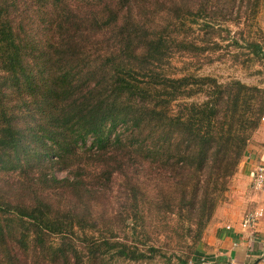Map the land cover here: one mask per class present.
Masks as SVG:
<instances>
[{"label": "trees", "instance_id": "obj_1", "mask_svg": "<svg viewBox=\"0 0 264 264\" xmlns=\"http://www.w3.org/2000/svg\"><path fill=\"white\" fill-rule=\"evenodd\" d=\"M263 7L0 0V264L199 261L264 117V86L200 70L264 62Z\"/></svg>", "mask_w": 264, "mask_h": 264}, {"label": "crops", "instance_id": "obj_2", "mask_svg": "<svg viewBox=\"0 0 264 264\" xmlns=\"http://www.w3.org/2000/svg\"><path fill=\"white\" fill-rule=\"evenodd\" d=\"M259 164H264V121L198 246L200 260L193 264H264V216L255 229L242 226L247 212L264 208V193L253 186Z\"/></svg>", "mask_w": 264, "mask_h": 264}, {"label": "rangeland", "instance_id": "obj_3", "mask_svg": "<svg viewBox=\"0 0 264 264\" xmlns=\"http://www.w3.org/2000/svg\"><path fill=\"white\" fill-rule=\"evenodd\" d=\"M260 23L264 32V7L259 16ZM232 35L240 31L236 26L233 27ZM226 43V42H225ZM231 50L234 48L230 47ZM227 48H223V54H227ZM251 64V68L246 69L243 64L239 63L235 58H230L226 56L222 60H217L214 64L205 65L200 72L204 74H213L221 79H227L229 77H237L245 81L246 83L253 85L264 86V62L255 61L253 63L249 62L247 65ZM264 120L262 119V122ZM65 172H59L58 176H65ZM233 184V182H232ZM125 187L121 184L119 180L113 186V201L114 207L120 208L122 206V199L124 195ZM163 236V235H161ZM193 261V260H191ZM190 261V262H191Z\"/></svg>", "mask_w": 264, "mask_h": 264}, {"label": "built area", "instance_id": "obj_4", "mask_svg": "<svg viewBox=\"0 0 264 264\" xmlns=\"http://www.w3.org/2000/svg\"><path fill=\"white\" fill-rule=\"evenodd\" d=\"M253 186L257 191L264 193V164H259L255 169L254 177H253ZM263 216H264L263 207H258L253 211L247 212L243 217L242 226L244 228L255 229L256 226L258 225L259 219ZM202 262L204 263L205 260L203 259Z\"/></svg>", "mask_w": 264, "mask_h": 264}]
</instances>
